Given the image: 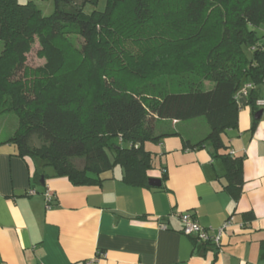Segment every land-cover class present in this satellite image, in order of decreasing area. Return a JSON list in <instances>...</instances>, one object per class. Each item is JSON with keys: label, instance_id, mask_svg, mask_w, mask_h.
I'll return each mask as SVG.
<instances>
[{"label": "trees", "instance_id": "1", "mask_svg": "<svg viewBox=\"0 0 264 264\" xmlns=\"http://www.w3.org/2000/svg\"><path fill=\"white\" fill-rule=\"evenodd\" d=\"M101 1L54 0L45 16L35 0H0V116L20 120L6 142L53 171L37 169L36 179L97 184L120 166L126 183L151 187L154 153L145 144L166 136L156 132L159 119L205 117L209 134L185 145L226 150L222 135L239 124L244 86L258 107L264 0ZM36 36L46 63L30 68ZM219 154L225 190L238 199L244 157Z\"/></svg>", "mask_w": 264, "mask_h": 264}, {"label": "crops", "instance_id": "2", "mask_svg": "<svg viewBox=\"0 0 264 264\" xmlns=\"http://www.w3.org/2000/svg\"><path fill=\"white\" fill-rule=\"evenodd\" d=\"M254 88L264 98V82ZM244 89L239 124L222 135L226 150L185 145L205 137L193 142L175 129L158 133L166 136L148 175L160 187L129 185L120 166L97 184L57 176L42 184L35 171H53L0 138V264H264V113L257 118ZM224 152L244 157L238 199L225 190ZM187 212L211 234L234 222L218 247L183 232Z\"/></svg>", "mask_w": 264, "mask_h": 264}, {"label": "rangeland", "instance_id": "3", "mask_svg": "<svg viewBox=\"0 0 264 264\" xmlns=\"http://www.w3.org/2000/svg\"><path fill=\"white\" fill-rule=\"evenodd\" d=\"M21 2H26L28 0H20ZM37 7L42 11L45 16H49L54 13V0H35ZM105 4V0L101 1L100 8ZM260 35L264 34V25L256 27ZM75 45V36H70L69 38ZM4 49V43L0 41V54ZM41 49V44L39 37L36 36L35 42L32 45L31 50L27 53L26 65L30 68H38L44 66L46 63L45 57L38 54ZM20 75V74H19ZM19 118L15 113L3 114L0 116V138H10L12 137L19 127ZM175 129L180 132L186 139L192 140L193 142L199 141L206 137L210 132V125L205 117H196L184 121H180L179 124L173 123L172 120L159 119L156 123V132L162 133L165 130ZM33 143L36 145L40 144L41 141L38 138H34ZM148 150H155L157 146L155 141H147L145 144ZM159 163V160L156 161ZM81 164V162H79ZM120 168L117 167L115 171L119 172Z\"/></svg>", "mask_w": 264, "mask_h": 264}, {"label": "built area", "instance_id": "4", "mask_svg": "<svg viewBox=\"0 0 264 264\" xmlns=\"http://www.w3.org/2000/svg\"><path fill=\"white\" fill-rule=\"evenodd\" d=\"M252 88L251 84H248L245 86L244 92L247 94L249 89ZM256 105L260 107L263 110L264 113V98H259L256 102ZM31 193H34L32 191ZM51 195L47 194V206H51ZM181 218L183 220L184 226H183V232L187 235L195 236L197 239L205 242V243H213L216 246L221 245V239L223 233L233 225L234 218L229 217L216 231L215 233L211 234L210 230L203 227L198 220L195 218L193 214L190 212L183 213L181 215Z\"/></svg>", "mask_w": 264, "mask_h": 264}, {"label": "water", "instance_id": "5", "mask_svg": "<svg viewBox=\"0 0 264 264\" xmlns=\"http://www.w3.org/2000/svg\"><path fill=\"white\" fill-rule=\"evenodd\" d=\"M263 114V110H259L258 114L256 115L257 118H260ZM44 180L45 178L42 177L41 178V181H42V184H44ZM148 183L150 186L152 187H160L162 185V180L160 178H155V177H150L149 180H148Z\"/></svg>", "mask_w": 264, "mask_h": 264}]
</instances>
